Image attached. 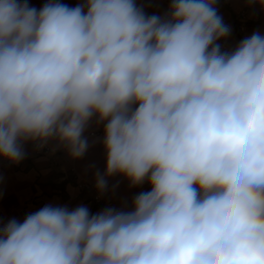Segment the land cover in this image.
Returning <instances> with one entry per match:
<instances>
[{"label":"clouds","instance_id":"9594fccd","mask_svg":"<svg viewBox=\"0 0 264 264\" xmlns=\"http://www.w3.org/2000/svg\"><path fill=\"white\" fill-rule=\"evenodd\" d=\"M216 3L0 0V159L29 143L79 159L96 117L97 190L151 186L131 211L48 204L0 223V264H264V34L222 51Z\"/></svg>","mask_w":264,"mask_h":264},{"label":"crops","instance_id":"0c3cea01","mask_svg":"<svg viewBox=\"0 0 264 264\" xmlns=\"http://www.w3.org/2000/svg\"><path fill=\"white\" fill-rule=\"evenodd\" d=\"M27 2L39 10L48 0ZM59 2L69 7L81 3ZM136 3L146 16H164L170 0H136ZM215 7L224 25L231 29L230 35L221 39L230 50L253 29L264 34V6L261 4L248 0H217ZM240 22L244 23L243 31L239 29ZM104 126V123L97 124L93 117L83 133L88 148L79 159H72L54 143L40 151L32 143L24 145L25 158L18 164L0 159V223L6 224L13 218L22 222L28 214L48 204L66 206L69 210L86 206L93 215L108 208L131 211L134 198L150 191L151 186L145 181L133 187L124 176L114 175L107 178L103 193L97 190L96 175H103L106 167ZM95 195L99 198L95 199Z\"/></svg>","mask_w":264,"mask_h":264},{"label":"built area","instance_id":"2783aa9c","mask_svg":"<svg viewBox=\"0 0 264 264\" xmlns=\"http://www.w3.org/2000/svg\"><path fill=\"white\" fill-rule=\"evenodd\" d=\"M59 1H74V2H82V0H59ZM240 16H241L242 18H244V15H240ZM244 27H245V26H244V23H243V22H240V23H239V29L243 31V30H244ZM255 31H257V29H253V30L248 34L247 37H250V36L253 34V32H255ZM217 43L220 44L222 51H230V49L228 48V46H227L223 41L219 40V41H217ZM38 150L40 151L41 149H38ZM85 187L89 188V187H92V186H90V185H86ZM94 198H95V199H98L99 196H98V195H95Z\"/></svg>","mask_w":264,"mask_h":264}]
</instances>
